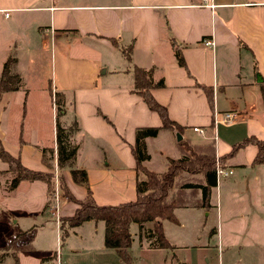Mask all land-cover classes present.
<instances>
[{"label":"crops","instance_id":"1","mask_svg":"<svg viewBox=\"0 0 264 264\" xmlns=\"http://www.w3.org/2000/svg\"><path fill=\"white\" fill-rule=\"evenodd\" d=\"M200 1L0 0V32L4 33H0V70L7 58L13 57L16 61L13 70L19 78L17 91L0 95L3 149L30 171L53 173L56 168L55 113L51 98L57 93L63 98L62 123H74L77 127L71 137V142L77 146L73 168L85 172L92 201L98 206L133 202L136 170L131 149L134 134L136 129L161 127L158 116L147 110L140 97L132 93L134 67L150 73L153 87L149 94L166 110L169 121L181 128L179 133L160 130L155 137L144 139L146 148L151 144L157 147L155 157L146 150L148 159L141 162V166L147 171L164 173L167 160L184 156L181 144L199 151L207 149L218 161L245 138L264 142L260 92V85H264V0ZM3 35L10 38L6 40ZM110 40L117 42L118 49H128L129 62ZM207 40L212 46L205 49L201 44ZM175 50L179 51L184 67L176 65ZM43 59H49V70L41 80L34 79L29 66ZM160 82L162 86L156 87ZM33 94L42 99L37 112L31 111L37 103ZM207 96H210L209 101ZM48 103L50 114L45 119L41 111L47 109ZM17 108L21 112L12 114ZM224 113L232 114L233 118L225 125L217 123ZM195 127L203 133L194 134ZM162 133L168 134L166 144L159 139ZM47 149L52 152L49 169L41 158V150ZM255 154V147L247 145L234 151L220 165L232 172L230 176L236 172L243 180L253 173L264 172V165H251ZM256 177L250 181L257 183L258 188ZM215 182L208 208L212 190L218 184ZM233 182L240 183L236 177ZM64 183L75 200L84 196L85 189L71 182L68 171ZM173 183L167 198L177 203L172 210L176 223L161 222L164 239L171 246L169 250L196 239L194 230L196 232L204 223L201 219L208 210L200 207L198 189L180 190L183 184L203 185L201 175L182 173ZM14 193L15 196L6 201L12 200L25 210L15 217L12 214L17 219L13 224L26 225L17 232L8 229L9 239L26 232L31 226L29 220L39 212L45 213L47 204L46 187L42 182L21 181ZM75 209V205L65 202L60 207L59 218L69 217ZM98 223L101 222H84L70 229L68 234L79 231L77 238L86 241L98 232V250L114 252L117 256L114 250L102 245L103 224ZM83 224L88 231L85 235ZM133 225L128 228L130 248L133 237L140 235L136 243L139 249L145 250L151 223H143L139 229ZM131 226L135 232L131 233ZM215 233L211 232L210 239ZM182 248L185 252L191 249L185 256L196 255L193 245ZM215 248L228 255L234 249L222 244ZM46 258V255L42 257ZM30 260L33 264L39 263L35 258Z\"/></svg>","mask_w":264,"mask_h":264},{"label":"rangeland","instance_id":"2","mask_svg":"<svg viewBox=\"0 0 264 264\" xmlns=\"http://www.w3.org/2000/svg\"><path fill=\"white\" fill-rule=\"evenodd\" d=\"M21 26L24 29V26ZM0 33L4 34L3 32ZM21 33L24 34L25 32ZM3 37L6 40L10 38L7 35H3ZM48 67L49 59H43V61L31 62L28 70L35 75L34 79L41 80V77L48 72ZM32 84L36 85V82H32ZM33 96L37 103L36 108H32L31 111L37 112L39 111L38 107L42 105V99H39L36 94H33ZM49 106L48 103L46 105L47 109L41 111L42 117L45 119L50 114ZM20 112L21 110L18 108L17 110H12L14 115ZM29 121H31L30 118ZM29 121L27 119V126H30ZM59 122L61 126L63 125L69 130L70 135H74L75 131L70 123L64 125L62 117ZM166 135L168 134L162 133L159 136L163 144H166ZM143 144L145 154L148 156L146 151L148 150L151 157H155L156 145L151 144L146 148L145 140ZM43 158L47 164L46 167L49 169L51 157L49 158L48 152L44 154ZM5 169L6 164L0 162V246L2 249L8 248V253H15L17 264H33V260H30V258H35L39 261L38 264H124L114 252L102 253L98 250L97 243L100 241V237H97L98 232L91 235V238L86 241L77 238L80 235L79 231L69 233V236L64 240L60 239V231H57L61 220L59 218V210L67 202L63 198L66 195L63 193L64 177L67 176L68 171L66 168L62 171L55 168L52 171L53 173H47L51 174V178L49 181L50 193L47 195L45 213L39 212L37 215L32 216L31 220H29L31 226L27 231L9 239L8 229L16 230L17 232L18 229L21 230L26 224L20 222L17 226L13 224L17 220L14 217L25 209L17 206L12 200L6 201L8 197L12 199L15 193L14 191H5L10 179V175L4 173ZM238 174L235 172L232 176L217 180L218 184L211 194V206L205 211L204 218L201 219L204 223L196 232L194 230V233H197L196 239L192 240L193 242L188 240L184 244L179 243L182 246L193 245L196 255L193 257L191 255L185 256V253L191 252V249L185 252V249L179 244L178 247L169 251H161V249L156 247H148V243L145 242L146 249H139L136 243L139 238L133 237V245L128 250V256L131 259L129 264H220L221 262L222 264H264V172L253 173L243 180ZM235 177L237 181H240L239 184L233 182ZM255 177L259 180L258 185L260 186L258 188L257 183L250 181L254 180ZM262 179L263 185H261ZM22 187L20 186V192H23ZM215 207H217L216 210ZM206 212L209 213V218L206 217ZM181 219L183 220V218ZM85 225L81 226L84 229V235L88 232L85 230ZM133 226L130 227L131 233L135 232ZM171 227L173 228V226ZM213 230L217 234L215 233L213 239H210ZM217 244L227 245L234 249L230 251L229 255L228 252L222 254L219 248L218 250L215 248ZM207 245L209 247L206 248ZM72 250H75V252ZM159 250L161 253H158ZM160 254L164 257H159ZM44 255L48 257L45 260L42 259ZM180 256L181 258L183 257V260H181ZM0 264H14V262L11 256L8 255Z\"/></svg>","mask_w":264,"mask_h":264},{"label":"trees","instance_id":"3","mask_svg":"<svg viewBox=\"0 0 264 264\" xmlns=\"http://www.w3.org/2000/svg\"><path fill=\"white\" fill-rule=\"evenodd\" d=\"M112 46L118 49L117 42L110 40ZM123 55L124 59L129 62L128 49H118ZM174 59L176 65L184 67L179 51H174ZM16 61L13 57H8L1 66L0 73V95L4 92H15L19 85V78L14 73V66ZM133 90L132 93L140 97L141 101L146 106V109L154 112L160 121V128H140L136 129L134 134V146L131 149V155L134 157L136 170L135 179V200L133 202H125L124 204L115 206H98L92 201L90 191L86 184V174L81 169H74L73 163L77 152V146L71 142L69 130L63 125L61 126L59 119L63 113V98L61 95L54 93L53 107L55 114L54 121V143H55V165L60 171L64 168L68 169L71 182L75 186H81L85 189L84 196L75 200L70 194L68 188L63 185V196L65 201L72 203L76 209L69 217L61 218L58 231H60V239L64 240L70 229L80 226L84 222H101L103 224V243L104 248L114 250L118 258L124 263L129 264L131 259L128 256V249L130 248L131 236L129 233V225L135 224L138 229L143 223H151L152 230L146 236L145 242L148 247L158 248L162 250H169L170 244L164 239L161 222L167 221L176 223L172 210L177 206L176 201L168 200V193L174 186L176 177L182 173L189 176L201 175L203 185L183 184L182 189L199 190L201 203L200 207L208 208L209 194L213 187H215L214 164L215 158L213 154L208 153L207 149L204 151L195 150L194 148L181 144L184 151V156L179 160H167L166 171L164 173L149 172L141 166V162L146 161L148 156L144 150V139L155 137L160 130H175L180 132L176 124L169 121L166 110L159 106L152 96L149 94L153 87L150 81V73L140 68L134 67L132 69ZM162 83H158L156 87H161ZM261 102L264 109V85H260ZM210 100V96H207ZM74 131L77 127L74 123L71 124ZM251 145L255 147L256 154L251 165H264V142L253 137L243 139L239 144L233 145L228 154L218 158L219 164L232 156L234 151ZM199 149V148H196ZM48 152L49 158L51 151L41 150L42 162L47 166L44 154ZM0 162L6 164L4 173L10 175V179L5 187L6 192H11L16 189V186L21 182L33 183L34 181L42 182L46 187L47 195L50 193V178L51 174L40 171H30L24 168L18 159L11 157L0 144ZM168 200V201H167ZM140 233V230H139ZM140 238V235H139ZM11 256L14 264H17V259L14 252L8 253L7 249L0 248V263L7 256Z\"/></svg>","mask_w":264,"mask_h":264},{"label":"built area","instance_id":"4","mask_svg":"<svg viewBox=\"0 0 264 264\" xmlns=\"http://www.w3.org/2000/svg\"><path fill=\"white\" fill-rule=\"evenodd\" d=\"M200 2L203 3L205 1L201 0ZM4 17H7L6 13H4ZM201 45H202L203 48L207 49V48L212 46V42L210 40L203 41ZM51 99L53 101V97ZM232 118H233L232 114L224 113L223 115L220 116V120L217 123L225 125V124L229 123V121ZM192 132L194 134L197 133L199 135H201L203 133V131L201 129L197 128V127L193 128ZM214 167H215V169H214L215 181H217L218 179H221V178H226V177H228V176H230L232 174V172L230 170H225L223 167H221L219 162H217V161H215Z\"/></svg>","mask_w":264,"mask_h":264},{"label":"water","instance_id":"5","mask_svg":"<svg viewBox=\"0 0 264 264\" xmlns=\"http://www.w3.org/2000/svg\"><path fill=\"white\" fill-rule=\"evenodd\" d=\"M256 79H257L258 82H261V80H260V78L258 76H256ZM177 139L180 140L178 136H177Z\"/></svg>","mask_w":264,"mask_h":264}]
</instances>
